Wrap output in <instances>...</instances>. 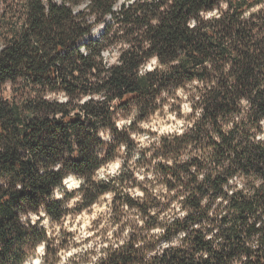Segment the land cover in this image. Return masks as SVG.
<instances>
[{"label":"trees","instance_id":"obj_1","mask_svg":"<svg viewBox=\"0 0 264 264\" xmlns=\"http://www.w3.org/2000/svg\"><path fill=\"white\" fill-rule=\"evenodd\" d=\"M83 1L0 0V264H25L41 244L42 264H264V0H136L118 12L117 0H87L75 11ZM166 109L182 127L138 159L155 161L164 187L127 195L143 224L96 260L63 259L44 217L28 213L67 217L72 174L82 209L117 197L127 159L95 177L135 151L132 124L118 120Z\"/></svg>","mask_w":264,"mask_h":264},{"label":"rangeland","instance_id":"obj_2","mask_svg":"<svg viewBox=\"0 0 264 264\" xmlns=\"http://www.w3.org/2000/svg\"><path fill=\"white\" fill-rule=\"evenodd\" d=\"M61 1L64 2V0H60L59 2ZM124 1L128 2L130 0ZM114 4L116 5V3ZM89 6L90 3H88L87 0H84L83 2L78 3L74 10L79 11V13L88 11ZM98 28L99 26L94 28L95 35H97ZM86 42L87 39H85L82 44ZM117 55L118 49L116 48H112L106 52V56L111 62L115 60ZM153 60L147 64V69H152L154 67L155 64L152 63ZM10 93V87H4L3 94L5 96H9ZM185 112L187 113V111H185L183 108V113ZM171 117H174V119ZM121 120L129 121V123L124 125L130 126L132 124L131 127L133 128V133L131 138L134 141V146H136V148L134 152H125L123 158L121 157L116 159H127V164L123 168L125 173V183L123 188H121L119 191L120 194L117 197L113 193H111V195H108L109 193L104 194L93 205L82 209V204L80 201L81 196L77 192L79 188L72 191L67 190L69 194L73 193V197L68 200V203L75 201V204L70 207V214H68V216L60 222L51 223L49 221L48 225H46L49 231L52 233L55 243L61 245L63 259L77 256L82 259V262L88 263V261L94 260L93 257H96L97 259L103 253V249L105 247L109 245L122 244L128 238L129 233L134 230L136 225L141 226L143 224L140 211L127 205V195L137 201L138 199H142L153 192L157 193L164 187V176L159 172H156V170L153 168L155 161L152 159L138 161L139 157L137 159H133L137 151H139L140 156L142 150L145 148L144 147L141 149L139 147V140L137 137L147 135L151 140H153V138L166 133L161 132V128L167 127L169 125L175 126L176 121L180 119L176 118L175 112L172 113L166 109L165 111L160 110L155 115L145 120H138L135 115H131L130 117H122L118 120V125L120 127L124 126L119 124V121ZM144 124H150L151 127L144 128L142 127ZM182 125L183 122L179 128H181ZM149 145L150 143H147L146 147H149ZM122 166L123 164H121L120 170L122 169ZM141 169H143L142 172ZM141 175L144 177L143 180L140 179ZM71 176L78 178L73 174ZM237 181H239V179ZM58 191L62 192L61 190ZM134 191L143 193V195H134ZM125 205H127L126 208ZM94 213L95 218L92 219L91 217ZM85 218H88L87 223H85ZM102 224L104 227L100 226ZM81 228H83L84 232H90L92 235L84 236L81 239H76V237L80 235L79 230ZM109 232L111 235H109ZM88 244H91L92 247H86ZM74 248H78L80 251L74 252L72 256H67V253ZM41 256L42 254L37 250L36 255L32 256L26 263H31V261L35 258L41 259Z\"/></svg>","mask_w":264,"mask_h":264},{"label":"clouds","instance_id":"obj_3","mask_svg":"<svg viewBox=\"0 0 264 264\" xmlns=\"http://www.w3.org/2000/svg\"><path fill=\"white\" fill-rule=\"evenodd\" d=\"M224 7H227V5L225 4ZM202 15H205V14L202 13ZM214 15H216L215 12H208V13H206L207 18H210L211 16H214ZM194 23H195V21H193V24H194ZM152 63L155 64L156 61L153 60ZM183 107H184V110H185V111H190V108H189V106H188L187 103H185ZM171 118L174 119V117H171ZM127 123H129L128 120H121V121H119V124H120V125H124V124H127ZM181 124H182V121L177 120L175 126H173V125H169V126H167V127L161 128L160 131H161V132H173V131H179V130H180L179 126H180ZM142 127H144V128H150L151 125H150V124H144V125H142ZM153 130H155V129H153ZM137 139L139 140V147H140L141 149L144 148V147H146V144H147V143H151V139H150L147 135L139 136V137H137ZM122 147H123V146H122ZM138 157H139V151H137V152L135 153L133 159H137ZM122 163H123L122 160H115L114 162H110V163L107 164L105 167H101V168L99 169V171L97 172L95 178L98 179V180H100V179H106V176H107V175H113V176H114V175H118ZM142 171H143V169H141V172H142ZM140 179H141V180L144 179L143 175L140 176ZM62 183L66 186V190H68V191H72V190H74V189L79 188L80 185L84 183V179H83L82 177L76 178V177L70 175V176H68V177L63 178ZM133 194H134V195H143V193H139V192H135V191L133 192ZM53 195H54V197H55L56 199H62V197H63V193L60 192V191H55ZM108 195H111V193H109ZM74 204H75V201H72V202H70V203H67V202H66L64 206H65V207H71V206H73ZM126 207H127V205H125V208H126ZM28 215H29L30 218H31V222H32V224H35L36 220L39 219L41 216L44 217V219L41 220V224H43V225H48V223H49V218H48V216H47V214H46L45 212H40V211H39V214H36V213H33V212H29ZM180 215H183V213H180ZM91 218H92V219L95 218V213L93 214V216H92ZM87 219H88V218H85V223H87ZM100 226H101V227H104L103 224L100 225ZM70 230H74V229H70ZM79 231H80V235L77 236L76 239H81V238H83L84 236H90V235H92V233H90V232H87V233L84 232L83 228H81ZM109 235H111L110 232H109ZM86 247L91 248L92 245H91V244H88V245H86ZM38 251H39L41 254H43V252H44V246H43V244H41V245L38 246ZM78 251H80V249H78V248H74V249H72L71 251H69V252L67 253V256H72V254H73L74 252H78ZM65 259H66V258H65ZM93 259L95 260L96 257H93ZM31 264H42V261H41L40 258H35L34 260L31 261ZM61 264H64V260L61 261Z\"/></svg>","mask_w":264,"mask_h":264},{"label":"built area","instance_id":"obj_4","mask_svg":"<svg viewBox=\"0 0 264 264\" xmlns=\"http://www.w3.org/2000/svg\"><path fill=\"white\" fill-rule=\"evenodd\" d=\"M54 3H57L55 0H52ZM137 1H132V2H125L124 0H117L116 3V11H120L123 6L128 7L129 5H133ZM58 4V3H57Z\"/></svg>","mask_w":264,"mask_h":264},{"label":"bare ground","instance_id":"obj_5","mask_svg":"<svg viewBox=\"0 0 264 264\" xmlns=\"http://www.w3.org/2000/svg\"><path fill=\"white\" fill-rule=\"evenodd\" d=\"M60 1V0H59ZM59 1H56L57 3H59V4H62L63 2L61 1V2H59ZM132 1H136V0H130V1H128V2H132ZM115 5V4H114ZM114 10H116V5L114 6ZM108 18H107V22H111V15H109V16H107ZM103 27H104V24H101L100 26H99V28H98V31H97V35H95V37H97L98 36V34L99 33H101V30L103 29ZM97 28V27H96ZM26 264H31V263H26Z\"/></svg>","mask_w":264,"mask_h":264}]
</instances>
